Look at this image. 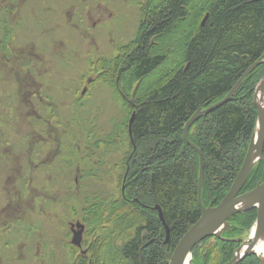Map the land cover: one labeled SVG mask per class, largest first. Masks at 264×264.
Listing matches in <instances>:
<instances>
[{
  "label": "trees",
  "instance_id": "16d2710c",
  "mask_svg": "<svg viewBox=\"0 0 264 264\" xmlns=\"http://www.w3.org/2000/svg\"><path fill=\"white\" fill-rule=\"evenodd\" d=\"M156 1L142 8L134 38L118 47L114 59L91 64L97 76L88 86L99 80L112 86L127 117L134 111V118L131 140L125 122L123 192L85 208L90 232L99 231L90 240L97 247L90 264H168L167 254L201 213L198 154L184 140L183 126L197 109L222 99L258 62L229 101L188 128V140L202 154L204 206L212 200L216 205L228 192L255 129L252 94L264 75V0ZM180 34L176 42L168 41ZM263 179L264 148L239 193ZM155 205L169 228L164 246ZM255 218V209L231 216L220 237L209 236L193 247L192 264H226ZM237 264L260 262L248 255Z\"/></svg>",
  "mask_w": 264,
  "mask_h": 264
},
{
  "label": "rangeland",
  "instance_id": "374dc122",
  "mask_svg": "<svg viewBox=\"0 0 264 264\" xmlns=\"http://www.w3.org/2000/svg\"><path fill=\"white\" fill-rule=\"evenodd\" d=\"M149 2L0 0V264H73L63 241L68 226L60 222L70 219L71 203L58 205L65 194L54 195L62 185L60 172L66 174L63 185L74 188L69 197L79 213L83 186L87 205L119 197L130 115L112 86L87 81L97 76L93 62L114 59L118 47L134 38ZM85 87L88 94L81 99ZM58 150L63 158L69 153L70 161H100L90 165L89 176L82 170L73 174L62 162L59 172L47 161L40 164ZM26 157L35 170H21ZM34 190L42 198L32 197ZM24 198L31 202L21 203ZM97 232H90V240Z\"/></svg>",
  "mask_w": 264,
  "mask_h": 264
},
{
  "label": "water",
  "instance_id": "95a60500",
  "mask_svg": "<svg viewBox=\"0 0 264 264\" xmlns=\"http://www.w3.org/2000/svg\"><path fill=\"white\" fill-rule=\"evenodd\" d=\"M255 62L253 65L248 67L242 76L237 80L234 86L229 90V92L219 101L214 104L202 109H197L191 117L185 122L183 126V138L186 143L193 148L199 159V171H198V184H197V202L200 208V216L195 223L181 236L178 240L176 246L174 247L171 255L168 257V264H184L187 256L191 260L192 248L209 236L219 237L223 231L228 228L227 220L243 211L249 209H256V219L254 221L253 227L257 229L258 232L264 231V179L262 182L258 183L253 189L239 194L244 182L246 181L248 174L254 164L260 160L262 157V151L264 147V107H259L256 102L257 90L264 87V76L256 84L253 92V103L257 111V118L255 124V130L249 141V145L244 156L243 162L232 181V184L228 192L224 197L216 204L213 205L211 201L208 206H203L201 202V186L203 181V160L200 150L192 144L187 137V131L189 126L199 119L202 115H206L213 109L222 105L223 103L229 101L234 95L238 87L240 86L243 78L246 74L257 64ZM134 118V111L131 113L128 120V133L131 139V124ZM154 208L157 210L158 217L165 229V240L161 243L162 246L167 242L169 237V228L164 220L162 211L158 205ZM255 242L251 241L248 244L242 241L240 246L235 250L231 260L226 264H237L240 260L248 255H255L259 260L260 264H264L262 256L254 250Z\"/></svg>",
  "mask_w": 264,
  "mask_h": 264
},
{
  "label": "flooded vegetation",
  "instance_id": "af4514ba",
  "mask_svg": "<svg viewBox=\"0 0 264 264\" xmlns=\"http://www.w3.org/2000/svg\"><path fill=\"white\" fill-rule=\"evenodd\" d=\"M19 89L22 91L21 88H19ZM27 94L28 93L25 92V96ZM32 111L36 112V109H33ZM34 139H36V137H34ZM55 141L57 142L58 138H56ZM59 153L60 152L58 150L57 153H54L52 156H48V157L46 156L45 158H41L40 164L44 165L45 162L47 161V163H50V165H53V168H57V170L59 172V171H61V169L59 168L58 164L60 162H62L65 164L67 169L71 168V172H73V174L75 171L78 173L82 170V174H84V176H89L90 174H92L91 169H90V165L92 168V165L94 167L95 165H97L98 161H100L99 159L98 160H92V159L90 160V157H86V158L82 157V158H84V159H82V161L80 158L79 159L80 161L76 160L77 162H74V161L69 160L70 159L69 153H68V157H65V158L61 157L59 155ZM31 163H32V159L30 157H26L25 160L21 162V164H22L21 170L23 171L24 165H25L26 169H29V170L34 169L33 167H30ZM120 169H122V161H120ZM32 174H33V172L30 171L29 172V175H30L29 176V183H31V180L33 179ZM59 174H60V179H61L60 181L62 182V185H61V187H59V185H58V187L56 188V190L54 192V195L55 194L58 195V192L62 191L63 192L62 195L65 194V197L58 201V205H68L69 202L71 203V206L67 207V208H69V210L71 212L70 219L65 220L63 218L60 220V222H64L65 225L68 226V233L67 232L65 233V236L63 239V241H65V243H67V245L64 246V248L67 249L68 252L72 253V255L74 256L73 264L76 262L81 263L82 260H86L87 264H90V256H91L90 252L92 249L97 250V247H93V244L95 243V241H92V242L90 241V236H89L90 230H88L89 222L85 221L83 219V214H84L83 212H84L85 208L87 207V200H88L87 195H85V188L83 186V189H84L83 197L84 198L82 200V205L80 204V206H83V208L82 209L80 208V213H79L78 212L79 209L76 210L74 207L73 203L75 201H73L72 196L69 197L70 196L69 193H73L74 188H73V190H70V189L68 190V188L63 185L64 184L63 179L66 177V174L62 173V172H60ZM76 178H78V177L76 176ZM32 190L33 189H31V194H32ZM120 191L122 192V184L120 187ZM42 196H43V194L37 192L36 190L33 191L32 197H36L39 199V197L42 198ZM27 200H28L27 198H24L23 200L20 199L21 203L26 202L28 204L29 202H31V201H27ZM21 203L19 204L20 207L22 205ZM77 204L79 207L78 201H77ZM3 210H6V207L3 208ZM74 217H76V218H74ZM72 219L73 220L75 219V220L73 221ZM68 237H70L69 240H68ZM92 239H93V236H92L91 240ZM63 241H62V243H63Z\"/></svg>",
  "mask_w": 264,
  "mask_h": 264
},
{
  "label": "bare ground",
  "instance_id": "6f19581e",
  "mask_svg": "<svg viewBox=\"0 0 264 264\" xmlns=\"http://www.w3.org/2000/svg\"><path fill=\"white\" fill-rule=\"evenodd\" d=\"M256 102L259 107H264V87L257 90ZM251 241L255 242L254 250L262 256L264 262V231L258 232L255 227H252L250 233H248L247 238L245 239V243L248 244ZM184 264H190L189 256L186 257Z\"/></svg>",
  "mask_w": 264,
  "mask_h": 264
}]
</instances>
